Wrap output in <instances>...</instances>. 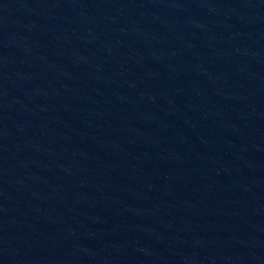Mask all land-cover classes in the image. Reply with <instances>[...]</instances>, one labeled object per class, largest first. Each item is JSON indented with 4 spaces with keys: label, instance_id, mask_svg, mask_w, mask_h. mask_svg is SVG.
<instances>
[{
    "label": "water",
    "instance_id": "water-1",
    "mask_svg": "<svg viewBox=\"0 0 264 264\" xmlns=\"http://www.w3.org/2000/svg\"><path fill=\"white\" fill-rule=\"evenodd\" d=\"M0 264H264V0H0Z\"/></svg>",
    "mask_w": 264,
    "mask_h": 264
}]
</instances>
